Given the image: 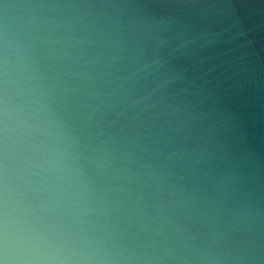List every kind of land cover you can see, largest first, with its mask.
Returning <instances> with one entry per match:
<instances>
[{
    "label": "clouds",
    "instance_id": "9594fccd",
    "mask_svg": "<svg viewBox=\"0 0 264 264\" xmlns=\"http://www.w3.org/2000/svg\"><path fill=\"white\" fill-rule=\"evenodd\" d=\"M0 264H264V0H0Z\"/></svg>",
    "mask_w": 264,
    "mask_h": 264
}]
</instances>
